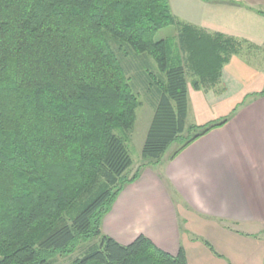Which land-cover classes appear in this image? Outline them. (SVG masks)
I'll use <instances>...</instances> for the list:
<instances>
[{"label": "trees", "instance_id": "16d2710c", "mask_svg": "<svg viewBox=\"0 0 264 264\" xmlns=\"http://www.w3.org/2000/svg\"><path fill=\"white\" fill-rule=\"evenodd\" d=\"M174 26L175 41L155 39ZM242 42L175 20L168 0H0V264H49L90 241L70 264H187L182 247L172 255L143 234L121 244L102 221L170 144L172 158L226 122L187 126L188 85L219 83ZM132 56L128 70L149 57L158 73L149 162L128 177L140 102L121 62Z\"/></svg>", "mask_w": 264, "mask_h": 264}, {"label": "crops", "instance_id": "0c3cea01", "mask_svg": "<svg viewBox=\"0 0 264 264\" xmlns=\"http://www.w3.org/2000/svg\"><path fill=\"white\" fill-rule=\"evenodd\" d=\"M168 3L179 22L242 39L219 83L188 85L186 120L190 113L195 125L227 120L174 157L143 167L102 231L121 244L143 234L172 255L182 247L187 264H264V73L243 59L245 49L264 47V0Z\"/></svg>", "mask_w": 264, "mask_h": 264}, {"label": "rangeland", "instance_id": "374dc122", "mask_svg": "<svg viewBox=\"0 0 264 264\" xmlns=\"http://www.w3.org/2000/svg\"><path fill=\"white\" fill-rule=\"evenodd\" d=\"M175 26L174 27H166L160 29L156 36L155 39H173L175 37L174 35L176 34L175 32ZM175 41V39H173ZM247 47V46H246ZM254 48V47H253ZM245 51L249 52V55L245 56L243 59L244 61L248 62L252 67L259 69L264 73V47L261 48L259 52H255V50H250V48L245 49ZM139 56H132L131 58L126 57L122 59V65L125 67L126 75L129 77V81L132 84V87H134V91H136L138 100L140 104L136 108V119L134 123V127L130 133V138L127 143L128 147V152L130 155V158L132 160V165L130 168L127 170L126 175L130 177L136 169L139 167L141 164H147L149 161L144 160L141 155V148L147 133V129L149 126V123L151 121L152 115H153V104L152 102L155 101L156 98V88L151 86L152 80H150L149 74H157L158 69L156 67L155 62L153 61L152 58H148L149 63L148 64H141V63H135L132 62V65L135 67V70H128V65L127 61L128 60H133ZM127 59V61H126ZM136 72H143L142 74H145L146 78V84H142V88L139 90L136 88V85H134V82H137V78H135V73ZM134 76V77H133ZM192 76H188V80H191ZM145 83V82H144ZM143 89V90H142ZM222 120V119H220ZM217 120V121H220ZM193 124L192 116L191 113L186 120V125H191ZM178 148V144L176 142L170 144L168 149L163 155V158L160 160L163 162L165 159H168L170 155ZM159 161V162H160ZM158 162V163H159ZM157 164V163H156ZM145 166H149L148 164ZM82 202L85 201L84 198L81 200ZM91 243L90 242H85L82 243L74 252L68 255H61V256H56L49 264H70L73 260L76 258H80L83 254L84 251L86 250V247Z\"/></svg>", "mask_w": 264, "mask_h": 264}]
</instances>
